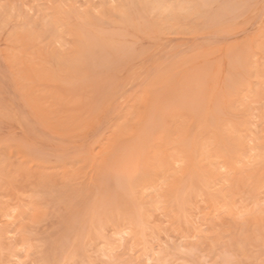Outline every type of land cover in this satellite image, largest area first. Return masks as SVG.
<instances>
[{
    "label": "rangeland",
    "instance_id": "1",
    "mask_svg": "<svg viewBox=\"0 0 264 264\" xmlns=\"http://www.w3.org/2000/svg\"><path fill=\"white\" fill-rule=\"evenodd\" d=\"M0 264H264V0H0Z\"/></svg>",
    "mask_w": 264,
    "mask_h": 264
}]
</instances>
